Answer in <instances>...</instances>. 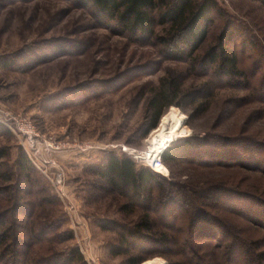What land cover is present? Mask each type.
Here are the masks:
<instances>
[{
	"label": "rangeland",
	"instance_id": "obj_1",
	"mask_svg": "<svg viewBox=\"0 0 264 264\" xmlns=\"http://www.w3.org/2000/svg\"><path fill=\"white\" fill-rule=\"evenodd\" d=\"M217 2L222 13L213 15L199 56L217 46L225 24L232 23L236 32L228 47L247 75L248 82L240 79V87L247 83L250 90L233 92L221 87L210 97L209 104L204 103L193 114L196 107L173 106L165 110L155 129L148 130L151 117H146L152 91L168 72L179 73L188 65L167 60L155 41L143 44L128 39L116 22L106 28L93 16V7L79 8L73 0H0V116L9 113L30 118L41 136L38 146L42 147L45 138L64 147L60 154L50 155L67 174L64 199L35 167L40 174L32 177L41 179L47 188L45 197L50 199L48 205L37 209L39 220H62L60 232L70 231L74 236L72 241L53 245L56 252L76 247L81 252L82 246L86 264L89 258H97L101 264H130L127 255L112 254L119 237L103 227H112L114 221L132 227L138 216L149 211L156 231L168 232L172 244L161 248L162 255L141 254V264L154 260L162 264H195L197 258L207 259L213 252L210 264H220L223 256H229L234 240L229 225L239 229L238 243L231 251L232 264H264V256L262 260L258 258L264 253V97L259 93L264 90V0ZM158 31L161 36L165 34L163 27ZM215 68L208 69V77H203L205 69L198 65L184 83V93L202 90L208 81L217 86L220 80ZM221 81L223 86L227 83L225 78ZM173 109L179 111L178 117L168 114ZM166 119L173 124L181 122L180 132L185 131V136L169 139L166 144V149L172 145L180 150L170 167L163 163L169 171L168 177L163 176L193 190L192 205L187 202L170 211L157 205L164 190V185H158L160 181L152 188L150 207L133 194L128 198L118 196L88 168L105 153L126 156L139 168L147 167L141 154L149 151L151 135ZM7 130L0 135V150L5 148L8 154L1 160L5 165L3 173L17 172L20 154L28 157V144ZM189 138L194 139V144L183 149L179 148L182 142L172 144ZM86 147L84 152L81 148ZM100 185L105 186V191L100 190ZM7 186L0 180V189ZM218 188L221 193L214 192ZM207 189L217 196L216 204L200 201L194 195ZM6 199L0 193V213L10 205ZM192 206L223 220V228L215 225V230L192 235ZM15 218L21 222L22 239L29 241L32 227L25 228L28 215H11L5 222L9 225ZM38 247L34 251H39ZM137 251L132 254L139 255ZM9 262L8 258H0V264Z\"/></svg>",
	"mask_w": 264,
	"mask_h": 264
},
{
	"label": "trees",
	"instance_id": "obj_2",
	"mask_svg": "<svg viewBox=\"0 0 264 264\" xmlns=\"http://www.w3.org/2000/svg\"><path fill=\"white\" fill-rule=\"evenodd\" d=\"M73 1L82 9L93 7V16L103 22L106 28H112L109 23L116 22L122 35L128 39L143 44H151L155 41L162 47V52L167 60L188 65L179 73L168 72L152 91L148 99L149 115L146 117L147 119L151 117L148 130L155 129L165 110L173 106L180 109H186L188 106L196 107L192 112L193 114L204 103L209 104L211 102L210 97L215 94V91L221 90V87L233 92L242 91V89L244 91L250 90L247 83L246 86L240 87L242 86V83L239 82L240 79L245 80L247 75L240 70L237 55L228 47L236 32V27L232 23L227 22L225 24L223 32L218 38V45L211 48L204 56H199L200 50L208 39L209 29L213 23V15L222 13L217 0ZM161 27L165 31L162 36L158 34V29ZM198 65L205 69L203 77H208V69L216 67L219 83L222 82L221 79L223 78L226 79L227 83L224 86L219 83L217 86L215 84L211 86L208 81L204 84L202 90L193 89L189 94L184 93V83L197 70ZM246 82H248L247 79ZM259 93L264 97V90ZM188 100L189 103H187ZM184 102L187 103V106L183 104ZM176 112L179 111L173 109L168 114L172 113L178 117L179 115ZM192 114H190V117ZM7 132L8 130L0 124V135H5ZM193 140L190 138L179 139L172 144L182 142V146H179V148L182 147L183 149V147L193 145ZM224 147L230 149L229 145ZM179 150L170 145L161 155L162 162L170 167L171 164L177 161L179 157L177 151ZM7 156V150L5 148L1 149L0 180L8 186L0 189V193L6 196V200L10 205L5 212L0 213V258L2 260L8 258L10 264H86L77 247L63 253L56 252L55 248L52 247L53 245L72 241L74 239L73 233L70 231L60 232L64 225L62 220L57 219V222H54L53 218L50 217H44L43 221L39 220V217L35 214L37 209L43 208V205H48L50 202V199L45 197L47 188L41 179L37 176L35 180L32 178L33 174L39 176L40 173L36 172L33 164L24 153L20 154L17 159V172L11 170L5 173L1 172L2 167L5 166L1 160ZM88 168L93 171V175L98 180L104 183L102 185L108 186L109 191L118 196L128 198L129 194H133L150 207L153 203L152 188L160 181L158 185H164L165 188H162L164 190L160 192V197L157 198V205H160L166 211L178 209L187 205V202L192 205L190 196L193 190L181 186L180 183L168 179L151 168H139L133 160L126 156L105 153L103 158L89 164ZM102 185H100V190L105 191V186ZM166 185H168V188ZM34 188L37 189L36 192L32 191ZM215 191L221 193L222 189H214ZM194 195L199 197L200 201L205 199L207 203L211 201L216 204L218 202L217 196L210 189L198 192V195L194 193ZM27 206L29 208L31 206L32 211L27 210ZM126 207L123 206V208ZM192 209H194L190 219L192 235L195 233L201 235V232L205 233L212 228L214 229L215 225L223 228V220L221 221L217 217L215 219L214 216L211 217V214L196 206ZM22 213H26L29 218L25 228L32 227L29 229V241H25L21 237L22 227L18 218H15L9 225L5 222L9 216L13 215L15 217V215H22ZM138 218L139 220L132 227L123 226L115 221L111 222L112 227H103V229L109 230L119 237L118 247L112 250V254L127 255L130 264H141L144 261L142 255H145V253L162 255L161 248H166L169 244H172V236L168 232L156 231L155 221L152 220L149 211H146L142 216H138ZM202 224H205V226ZM229 228L232 230L230 232H233L234 240L232 239L233 241L228 249L229 256H223V261H220V264H232L234 260L232 256L234 252L232 254L231 251L232 249L235 251V246L238 243L239 229L231 225H229ZM204 230L206 231L204 232ZM142 245H151L153 248H150V250L144 249L140 247ZM37 246H39V251L36 252L34 247ZM133 251H137L139 255L135 256L132 254ZM263 254L261 253L258 256L260 260L263 259ZM212 255H214V252ZM212 255H207V259L201 256L203 258H197L194 263L210 264L213 258Z\"/></svg>",
	"mask_w": 264,
	"mask_h": 264
},
{
	"label": "built area",
	"instance_id": "obj_3",
	"mask_svg": "<svg viewBox=\"0 0 264 264\" xmlns=\"http://www.w3.org/2000/svg\"><path fill=\"white\" fill-rule=\"evenodd\" d=\"M0 124L7 127V129L18 136L25 144H28L29 148L25 144H23V147H27L25 149L31 163L42 175H44L51 186L55 188L60 198L64 199V197L67 196L64 192L67 174L59 162L50 158L51 154H60L64 147L55 140L52 141L51 139L47 140L44 138L42 140L43 151H41L42 147L38 146L40 145L38 139L41 138V136L36 131L34 122L30 118L8 113L0 116ZM81 149L84 152L88 150L87 147ZM138 158L141 157L138 156ZM145 161L146 166L154 171H156L157 167L164 166L161 157L154 161H149L148 159H145ZM81 252L86 256L85 247L83 248L81 246ZM87 261L88 264H101L97 258H89Z\"/></svg>",
	"mask_w": 264,
	"mask_h": 264
},
{
	"label": "bare ground",
	"instance_id": "obj_4",
	"mask_svg": "<svg viewBox=\"0 0 264 264\" xmlns=\"http://www.w3.org/2000/svg\"><path fill=\"white\" fill-rule=\"evenodd\" d=\"M180 123L181 122L173 124L167 119L164 120L159 128L151 135L149 139V145H151V147L147 153L141 154L142 157L149 161H154L165 151L169 139L185 136V131L180 132ZM166 171L167 173H165ZM155 172L164 174L165 176L169 175V171L165 165L157 167ZM144 264H162V262L160 260H154Z\"/></svg>",
	"mask_w": 264,
	"mask_h": 264
}]
</instances>
